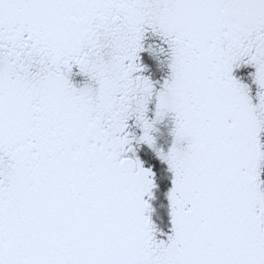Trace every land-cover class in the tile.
<instances>
[{
    "label": "snow or ice",
    "instance_id": "obj_1",
    "mask_svg": "<svg viewBox=\"0 0 264 264\" xmlns=\"http://www.w3.org/2000/svg\"><path fill=\"white\" fill-rule=\"evenodd\" d=\"M0 264H264V0H0Z\"/></svg>",
    "mask_w": 264,
    "mask_h": 264
},
{
    "label": "rangeland",
    "instance_id": "obj_2",
    "mask_svg": "<svg viewBox=\"0 0 264 264\" xmlns=\"http://www.w3.org/2000/svg\"><path fill=\"white\" fill-rule=\"evenodd\" d=\"M158 127L160 129V131L157 133V136L159 137V141L162 145L167 147V145H169L172 141L171 129L173 127V123H172L171 119L168 118V119H165L163 122H161L158 125ZM162 198H163L162 202H164V204H166V206H167L166 208H164V211L168 212V204H167L166 196L163 194ZM154 207H155V203H154ZM155 213H156V211H155ZM155 213L153 215V218L156 220Z\"/></svg>",
    "mask_w": 264,
    "mask_h": 264
},
{
    "label": "trees",
    "instance_id": "obj_3",
    "mask_svg": "<svg viewBox=\"0 0 264 264\" xmlns=\"http://www.w3.org/2000/svg\"><path fill=\"white\" fill-rule=\"evenodd\" d=\"M163 193L158 194V198L154 201L155 203V207H156V213H155V217H156V221L161 224L162 226L167 224L168 221V212L164 211V208H166V204H164V202H162L163 198H162Z\"/></svg>",
    "mask_w": 264,
    "mask_h": 264
}]
</instances>
